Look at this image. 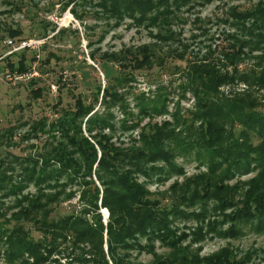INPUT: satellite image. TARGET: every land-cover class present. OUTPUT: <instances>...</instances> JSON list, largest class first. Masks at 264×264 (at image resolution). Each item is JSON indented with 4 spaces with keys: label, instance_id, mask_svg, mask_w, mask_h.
I'll list each match as a JSON object with an SVG mask.
<instances>
[{
    "label": "trees",
    "instance_id": "16d2710c",
    "mask_svg": "<svg viewBox=\"0 0 264 264\" xmlns=\"http://www.w3.org/2000/svg\"><path fill=\"white\" fill-rule=\"evenodd\" d=\"M26 1L7 2L21 12ZM199 1L202 0H172L177 8L202 3ZM71 4L74 5L70 11L80 22L84 21L87 13L84 9L89 6L93 16L114 21L115 26L130 19L133 25L147 23L149 27L157 26L160 34L156 37L161 41L176 40L173 32L162 34L163 30H168V20L176 18L170 0H68L61 10H67ZM230 16L233 25L249 37H232V43L223 51L226 60L236 65L246 55L245 49L251 53L260 48L264 51V47L259 46L264 41V0H259L250 9L235 7ZM44 21L37 37H47L50 32L48 27L52 24ZM56 28L53 25V32ZM4 30L13 39H20L23 35L20 27L4 24ZM67 31L79 33L78 29L64 28L56 35L64 37ZM106 33L107 30L100 34L98 43H102ZM91 45L89 40L88 46ZM10 56L7 60L12 72L26 71L34 59L26 50ZM14 56L19 59L12 61ZM89 56L99 61L107 84L103 87L101 81L95 80L87 88L89 95L73 93L74 107L63 109L55 121L48 123L44 117L31 125L25 137H38L41 131L52 138L45 144L50 148L40 154V166L38 159L30 158L24 167L22 165V179L12 184L13 177L2 174L3 164L0 162V191L6 189L5 195L17 197L31 183L39 188L35 195L17 200L18 210L12 213L11 220L4 218V212L0 213V220L4 218L0 221V241L5 238L8 244V260L15 262L28 255L33 264H42L54 251L65 246V250L71 248L76 254L74 260L82 258L91 264H145L131 261L133 253H153L156 249L154 243L159 241L172 251V256L158 258L153 264H243L227 249L204 258L193 255L190 249L180 247L173 224L189 216L203 221L206 217L203 212L196 215L182 209V206L190 207L197 201H216L212 206L213 215L225 224L248 225L257 218L260 219L258 226L264 223V114L255 110L257 99L245 105L238 100L219 97V88L236 79L264 87V66L250 72L255 76L252 80L247 72L240 75L224 72L217 63L226 69L227 64L222 60L216 62L215 57L206 63L188 62L184 69L187 90L193 93L196 102L195 110L187 115L178 108L169 111L167 89L162 85L156 86L158 92L155 96L142 91L134 95L130 92L135 71L152 70L156 65L165 67L162 58H155V50L142 47L133 51L105 52L99 60L95 53ZM174 56L181 60L185 57L184 52L177 50ZM55 57L60 59L53 52H49L46 58L42 55L40 70L41 62L48 64ZM205 59L208 58L201 61ZM109 66L115 71L107 74L105 70ZM32 81L33 85L37 83ZM33 93L35 98H40L43 89H35ZM150 93H153L151 89ZM130 96H133L134 104ZM164 115H169L167 120L153 122L156 117ZM147 118L149 122L142 125ZM198 121L200 124L195 126ZM118 122L123 135L129 133V140H113ZM254 137L261 139L256 145L253 144ZM192 152L200 167L207 165L206 176L214 182L212 187L207 185L201 194H189L195 178L183 185L176 182L169 190L179 201L163 206L150 192L148 182L154 176L166 179L174 173L182 174L183 169L176 159L189 157L194 154ZM255 171V178L239 182L249 188L242 192L241 199H235L224 181L234 180L237 174ZM6 177L11 179L7 182L10 186L5 184ZM77 193L79 210L58 218L51 216L54 205L70 201ZM102 209L109 212L107 223L103 220ZM24 220L32 222L42 237L34 238L19 224ZM13 221L16 223L7 228ZM3 222H6L5 226ZM209 224L211 226L212 222ZM23 261L28 263V260ZM81 262L78 260L77 263Z\"/></svg>",
    "mask_w": 264,
    "mask_h": 264
},
{
    "label": "rangeland",
    "instance_id": "374dc122",
    "mask_svg": "<svg viewBox=\"0 0 264 264\" xmlns=\"http://www.w3.org/2000/svg\"><path fill=\"white\" fill-rule=\"evenodd\" d=\"M7 1L14 4V1L19 2V0H0V162L3 164L2 170H7L6 173L2 171V174L13 177L12 184H17L22 179L21 174H24L22 168L26 165L27 160L38 159L40 166L42 162L40 154H45L46 150L50 148V146H45L47 141L48 143L52 141L48 134L39 131L38 137H25L31 125L44 117L48 119V123L55 121L63 109L74 107L73 93L89 95L87 88L95 80L101 81L103 87L107 84L104 73L98 64L99 61L91 59L89 56L91 53H95L99 60L105 52L125 49L133 51L142 47L155 50V58H162L165 67L156 65L152 70L135 71L134 80L130 82V92L134 95L136 92L142 91L147 95L155 96L158 92L156 86L162 85L167 89L169 111L173 112L178 108L182 114L187 115L195 110L196 102L193 93L187 90L188 81L185 78L184 69L188 62L192 64L197 60L206 63L215 57L216 62L222 60L224 64H227L226 69L217 63L218 68H222L224 72H229L231 75L247 72L249 79L252 78V80L255 76L250 72L264 66V51L261 48L253 50L252 53L248 48L245 49L246 55L240 58L236 65L229 63L223 56V51L227 50L226 47L232 43V37H248L241 33L240 28L237 29L233 25L234 20L230 16V11L235 7H239L241 10L250 9L259 0H202L199 1L202 3H189L179 8L170 0L176 18L168 20V30H163L162 34L173 32L176 40L168 42L161 41L156 37L160 34L157 26L149 27L147 23H142L141 26L133 25L130 19H125L119 26H115L114 21L93 16V10L89 6L84 9L87 12L84 21L80 22L70 11L74 4H71L65 11L61 10L68 0H27L21 12L14 9V6H11ZM43 21L44 23L49 21L52 25L48 27L49 40L42 55L46 58L49 52H53L60 59L52 58L48 64L41 62L43 79L35 80L37 83L34 85L31 84L33 81L28 83H26L27 80L13 81L12 76L22 72L13 73L8 67L7 58H11V56L7 55L9 48L6 46L5 40L8 35L4 30V24L20 27L23 31L20 39H29L39 35ZM53 25L57 27L54 32ZM64 28L78 29L79 33L67 31L64 37L57 36L59 29ZM105 30H107L106 38L102 43H98L100 34ZM89 40L92 41L91 47L88 46ZM260 45L264 47V41ZM176 50L180 53L184 52V59L181 60L174 56ZM30 52L29 50L27 53ZM205 57L208 59L201 61ZM17 59L19 57H12V61H17ZM106 68L105 73L107 74L115 71L111 66ZM50 83H54L53 89ZM38 88H42L43 93L40 98H35L33 90ZM150 89L153 93H150ZM219 91V97L231 101L238 100L245 105H249L251 100L257 99L255 110L264 114V87L260 88L251 81L236 79L233 83L223 84ZM130 100L134 104L133 96H130ZM116 115H119V111H116ZM168 116H158L153 122L160 123L162 120H167ZM119 119L120 117L117 120ZM148 122L149 118L145 119L142 125ZM199 124L200 121L195 122V126ZM55 134L59 137L58 133ZM114 134L113 140L116 142L129 140V133L123 135L119 122ZM260 140L254 137L253 144H258ZM176 162L183 169L182 174L174 173L166 179L154 176L150 183L148 182L150 192L160 200L163 206L179 201V199H174V195L169 190L170 186L176 182L183 185L187 181L190 183V179L195 178L196 182L189 187V194H201L207 189V185L212 187L214 183L206 176L207 165L201 167L198 165L195 153L189 157L179 156ZM256 176L257 171L246 175L237 174L234 176V180L226 179L224 184L229 186V191L234 194L235 199H241L242 192L247 190L249 185H240L239 182H247ZM8 181L11 179L6 177L5 184L10 186ZM38 189L34 183H31L24 187L17 197L12 194L5 195L6 189H2L0 191V213L4 212V218L11 220L12 213L18 210L17 200L35 195ZM215 203L216 201L209 203L197 201L193 206H182V209L191 212V214L197 215V213L203 212L206 217L203 221H199L196 216H189L174 222L173 228L180 240V247L190 249L193 255H199L201 258L227 249L236 260L243 261V264H264V223L258 226L260 219L257 218L248 225L225 224L221 218L213 215L212 206ZM54 207L55 211L51 215L54 218L79 210L78 193L70 201L62 202ZM104 210L102 209L103 220L107 223L109 212L107 210V215ZM4 218H1L0 221H3ZM210 222H212L211 226ZM15 223L13 221L6 227L11 228ZM3 224L5 226L6 222ZM19 224L29 230L34 238L42 237L29 220H24ZM154 244L155 252L138 253L135 251L130 260L153 264L158 258L172 256V251L162 246L159 241ZM106 249L107 245H105ZM7 252L8 244L4 238L3 242L0 241V264H33L28 255L15 262H10ZM65 256H70V258ZM74 256L76 254L71 248L65 250V246H62L42 264H66L68 261L73 264H91L83 261L82 258L74 260ZM107 258L109 260L108 256ZM23 260H28V263H24ZM78 260L82 262L77 263Z\"/></svg>",
    "mask_w": 264,
    "mask_h": 264
},
{
    "label": "built area",
    "instance_id": "2783aa9c",
    "mask_svg": "<svg viewBox=\"0 0 264 264\" xmlns=\"http://www.w3.org/2000/svg\"><path fill=\"white\" fill-rule=\"evenodd\" d=\"M48 40H49L48 36L34 37L29 39H13L10 37L6 38L5 44L9 48L7 55L21 52L23 50H26L28 52L30 50L31 51L30 53L34 58L31 62L30 67L26 71L12 76L14 79L13 81L23 82L21 80H27L26 83H28L32 80L43 79V75L41 74V70H40V61H41L43 47H45ZM50 85L52 89L53 86H55L54 83H50Z\"/></svg>",
    "mask_w": 264,
    "mask_h": 264
},
{
    "label": "bare ground",
    "instance_id": "6f19581e",
    "mask_svg": "<svg viewBox=\"0 0 264 264\" xmlns=\"http://www.w3.org/2000/svg\"><path fill=\"white\" fill-rule=\"evenodd\" d=\"M104 212L107 214L108 212H107V210H104ZM108 215V214H107Z\"/></svg>",
    "mask_w": 264,
    "mask_h": 264
}]
</instances>
